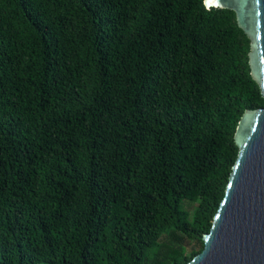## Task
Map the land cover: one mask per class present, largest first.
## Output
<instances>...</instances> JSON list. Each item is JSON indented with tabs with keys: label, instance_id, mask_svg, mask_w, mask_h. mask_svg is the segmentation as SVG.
<instances>
[{
	"label": "trees",
	"instance_id": "obj_1",
	"mask_svg": "<svg viewBox=\"0 0 264 264\" xmlns=\"http://www.w3.org/2000/svg\"><path fill=\"white\" fill-rule=\"evenodd\" d=\"M248 51L203 0H0V264L199 253L264 107Z\"/></svg>",
	"mask_w": 264,
	"mask_h": 264
},
{
	"label": "water",
	"instance_id": "obj_2",
	"mask_svg": "<svg viewBox=\"0 0 264 264\" xmlns=\"http://www.w3.org/2000/svg\"><path fill=\"white\" fill-rule=\"evenodd\" d=\"M234 11L249 39L248 65L264 98V0H203ZM238 148L203 248L185 264H264V107L245 108L233 133Z\"/></svg>",
	"mask_w": 264,
	"mask_h": 264
},
{
	"label": "rangeland",
	"instance_id": "obj_3",
	"mask_svg": "<svg viewBox=\"0 0 264 264\" xmlns=\"http://www.w3.org/2000/svg\"><path fill=\"white\" fill-rule=\"evenodd\" d=\"M182 205H183V208L189 213V215H191L196 206V202L184 200L182 202ZM182 243H183L186 254H188L192 250L199 248L201 245L199 241L188 240L186 238H184ZM43 264H47V263H43Z\"/></svg>",
	"mask_w": 264,
	"mask_h": 264
}]
</instances>
